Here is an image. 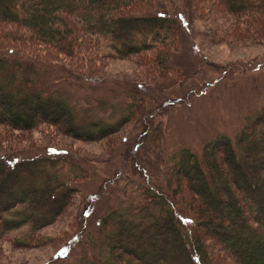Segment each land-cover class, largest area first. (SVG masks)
Listing matches in <instances>:
<instances>
[{"label":"trees","instance_id":"trees-1","mask_svg":"<svg viewBox=\"0 0 264 264\" xmlns=\"http://www.w3.org/2000/svg\"><path fill=\"white\" fill-rule=\"evenodd\" d=\"M156 1L0 0V128L49 125L79 141L120 132L139 114L142 97H129L114 123L81 127L77 112L47 80L25 73L20 58L62 57L73 66L93 57H142L150 81L167 77L177 71L179 27L174 17L151 13ZM189 1L202 20L219 6L230 40L264 41V0ZM214 28L206 33L212 42L219 39ZM243 120L235 134L216 135L198 153L176 152L164 184L144 186L140 203L103 215L72 264H264V105ZM44 150L38 158L0 146V242L44 245L42 230L74 200L77 176L45 164L72 153L53 145ZM69 241L52 260L69 254Z\"/></svg>","mask_w":264,"mask_h":264},{"label":"rangeland","instance_id":"rangeland-1","mask_svg":"<svg viewBox=\"0 0 264 264\" xmlns=\"http://www.w3.org/2000/svg\"><path fill=\"white\" fill-rule=\"evenodd\" d=\"M191 5L189 0H157L151 11L178 22L179 45L172 57L177 71L167 77L150 81L142 57H93L73 66L62 57L47 63L20 58L25 73L47 80L54 96L77 112L81 127L120 120L129 97H142L144 105L120 132L97 141H79L49 125L27 132L0 128L1 152L45 158L46 146L61 147L72 153L65 155L67 160L45 164L62 175L77 176L73 202L41 232L44 245L0 242V264H72L103 215L140 203L144 186L164 184L176 152L187 148L198 153L216 135L235 134L245 115L264 105V41L230 40L225 31L229 19L219 6L211 9L210 19L202 20ZM211 26L219 36L214 42L206 34ZM68 240L69 254L52 260Z\"/></svg>","mask_w":264,"mask_h":264}]
</instances>
